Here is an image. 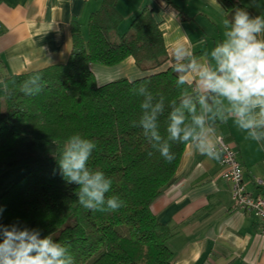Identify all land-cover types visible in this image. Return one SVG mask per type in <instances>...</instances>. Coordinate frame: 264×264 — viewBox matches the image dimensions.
I'll return each instance as SVG.
<instances>
[{
  "label": "trees",
  "instance_id": "1",
  "mask_svg": "<svg viewBox=\"0 0 264 264\" xmlns=\"http://www.w3.org/2000/svg\"><path fill=\"white\" fill-rule=\"evenodd\" d=\"M116 1L102 0L90 14L86 40L79 25L72 26L66 62L3 78L0 176L19 166L27 170L4 187L0 224L37 230L41 238L50 236L68 248L66 258L73 257L75 264H173L166 244L171 231L156 219L150 205L174 182L187 144L168 141L171 162L157 148L167 139L168 117L173 106L179 107L182 94L196 103L200 114L199 93L188 83L177 86L178 64L134 80L96 84L91 63L112 66L131 57L138 65L150 62L154 68L167 58L162 32L146 7L113 38L122 21ZM22 88L36 94L26 95ZM141 88L146 89L144 94ZM148 93L152 103L163 98L159 144L150 142L138 126L140 104ZM184 111L190 125L191 116ZM74 134L96 144L88 167L111 179L106 198L124 201L117 211L86 210L75 195L77 186L63 179L58 160Z\"/></svg>",
  "mask_w": 264,
  "mask_h": 264
},
{
  "label": "crops",
  "instance_id": "2",
  "mask_svg": "<svg viewBox=\"0 0 264 264\" xmlns=\"http://www.w3.org/2000/svg\"><path fill=\"white\" fill-rule=\"evenodd\" d=\"M117 0L115 8L122 17L112 33L118 38L142 8L152 10L166 48V61L158 67L150 62L138 65L128 57L112 66L91 63L97 85L126 78L134 80L170 65L215 67L211 50L224 38V20H231L237 8L250 16L264 17V0ZM102 0H0V93L6 76L22 74L66 62L72 50L71 29L80 27L87 39V22ZM177 47L189 50L186 59L174 60ZM188 83L198 91V76L189 69ZM211 104V101H209ZM227 106V101H224ZM207 123L209 139L221 136L236 153L246 189L254 195L260 188L254 178L264 174V140L254 141L238 128L234 117L226 122L211 112ZM258 134L264 127L256 128ZM219 158H208L186 145L174 182L150 205L156 219L171 231L166 244L173 264H264V239L258 232V220L236 208L227 181L220 176Z\"/></svg>",
  "mask_w": 264,
  "mask_h": 264
},
{
  "label": "clouds",
  "instance_id": "3",
  "mask_svg": "<svg viewBox=\"0 0 264 264\" xmlns=\"http://www.w3.org/2000/svg\"><path fill=\"white\" fill-rule=\"evenodd\" d=\"M218 4L217 0H210ZM224 38L211 50L215 67L197 65L195 60L187 66L179 65L175 71L179 74L177 86L190 82L189 69L198 76L197 106L186 94H182L179 107L173 106L166 126L167 139L157 148L168 162L174 158L168 141L188 144L194 142L196 150L208 158H218V143L209 139L212 131L207 123V114L215 112L224 122L235 118L239 129L247 132L254 141L264 140V133L255 129L264 127V17H252L247 10L237 8L231 20H224ZM189 50L177 47L173 51L174 60L186 59ZM22 91L26 95L36 94L31 89ZM37 92L39 89L36 90ZM146 89L141 88L144 94ZM211 99V104L209 100ZM151 93L145 96L140 108L143 110L139 127L145 137L156 144L162 140L158 130V116L164 111L163 98L152 103ZM227 101V106H224ZM191 116V124L186 125L185 111ZM137 126V125H135ZM153 144V147H156ZM264 146V143H260ZM96 144L79 134L70 136L58 160L63 179L77 186L75 195L82 207L93 212H115L124 206L117 196L106 198L112 181L101 171L88 167V161ZM152 153L149 152L150 156ZM4 209L0 207V215ZM68 248L54 241L50 236L41 238L39 231L18 228L15 225L0 224V264H75L74 258L67 256Z\"/></svg>",
  "mask_w": 264,
  "mask_h": 264
},
{
  "label": "built area",
  "instance_id": "4",
  "mask_svg": "<svg viewBox=\"0 0 264 264\" xmlns=\"http://www.w3.org/2000/svg\"><path fill=\"white\" fill-rule=\"evenodd\" d=\"M214 142L218 143L220 176L227 181L236 208L251 213L258 220V232L264 239V174L254 178V184L260 188L261 193L252 194L246 189L235 150L221 136H216Z\"/></svg>",
  "mask_w": 264,
  "mask_h": 264
},
{
  "label": "rangeland",
  "instance_id": "5",
  "mask_svg": "<svg viewBox=\"0 0 264 264\" xmlns=\"http://www.w3.org/2000/svg\"><path fill=\"white\" fill-rule=\"evenodd\" d=\"M27 168L25 166L15 167L12 170L5 172L0 176V195L4 187L11 181L18 180L25 172Z\"/></svg>",
  "mask_w": 264,
  "mask_h": 264
}]
</instances>
